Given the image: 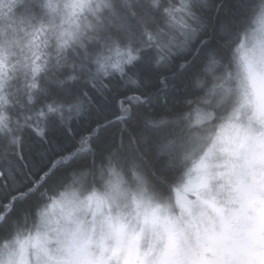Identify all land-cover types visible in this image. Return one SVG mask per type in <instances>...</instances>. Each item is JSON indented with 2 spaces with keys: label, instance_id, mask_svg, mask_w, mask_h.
I'll list each match as a JSON object with an SVG mask.
<instances>
[{
  "label": "snow or ice",
  "instance_id": "6c2138e0",
  "mask_svg": "<svg viewBox=\"0 0 264 264\" xmlns=\"http://www.w3.org/2000/svg\"><path fill=\"white\" fill-rule=\"evenodd\" d=\"M241 6L213 43L208 13L223 7L213 0H0V264H264V2ZM237 53L257 93L246 122V91L220 111ZM173 65L172 98L155 96L151 74ZM68 173L117 195L126 174L137 210L151 189L149 204L164 203L144 222L159 228V249H142L119 214L98 239L70 214L74 227L53 228L45 200ZM173 193L180 217L167 214ZM79 203L94 216L111 208L94 190ZM185 216L203 225L192 237Z\"/></svg>",
  "mask_w": 264,
  "mask_h": 264
},
{
  "label": "clouds",
  "instance_id": "9594fccd",
  "mask_svg": "<svg viewBox=\"0 0 264 264\" xmlns=\"http://www.w3.org/2000/svg\"><path fill=\"white\" fill-rule=\"evenodd\" d=\"M264 2V0H255V3H250V6L259 5ZM259 10L257 9V14ZM211 21L214 24L216 22L215 17H211ZM256 16L252 17L251 27L255 29L257 24L255 23ZM213 30L209 27L207 36L209 41L213 40ZM232 71L234 73V78L230 81V87L233 90L234 101L233 105L238 106L244 99V93L247 92V100L249 101L247 108L245 111L248 115H252V112L255 108V101L257 100V93L253 89L251 82L248 79V74L244 70L243 61L241 60V54L237 53L236 58L232 63ZM258 72H264V65H257ZM239 73V76H236L235 73ZM231 108L229 109V111ZM246 122V121H245ZM219 121L214 122L212 132L215 133L218 131ZM254 128L257 130L260 129V124L258 121H253ZM200 153L197 152L193 154L192 159L184 161L183 164L178 167L174 176L179 177L184 175L188 169L193 166L195 160L199 158ZM195 175V173H193ZM115 179V178H113ZM124 179L127 180V183L121 184L120 186V195H117L111 189L107 187L106 181H99L92 185L91 187L85 186L87 191L82 189L78 184H73V177L71 173L66 175V186L61 187L56 185L52 188V191L49 192L50 197H55L54 200L47 199L45 200V204L48 206L47 210L49 212V216L51 217L53 224L52 227L55 228L57 225L68 229L72 228L75 225L69 222V214L71 218L76 223H79L86 229L90 234L93 235V239H98L101 233V230L107 231V226L104 223V217L111 215L112 217H116L118 214L121 216L123 222L127 225L128 231L130 233L136 234L140 237L139 243L141 248L146 250L150 246L155 247L157 250L159 249V238L157 233L159 232V228L153 229L150 225L145 224L144 222V214L150 213L152 208H154L157 204H163V201L153 198L151 203L149 204V197L152 195L151 189L143 195V203L139 210L136 208L135 201L141 200V191L136 187V185L131 181V179L125 174ZM96 191L98 194L104 196L107 195L109 197V203L111 204V208L105 206L102 213H96L93 215L94 206L92 209L80 205V201L85 200L86 195L90 191ZM63 193V195H61ZM74 201L72 204H66L65 200ZM168 215L180 217V209L175 204V198L173 193V198L169 202L168 207ZM165 212L163 208L160 211V216L163 217ZM190 219L188 216H185L181 221L179 226L184 228L186 231V235L188 237H192L196 230L199 227H203V225H199L197 223H190ZM50 236H55V232H50ZM109 244L113 243L112 240L108 241ZM56 242L55 239L51 241L50 247H55Z\"/></svg>",
  "mask_w": 264,
  "mask_h": 264
},
{
  "label": "trees",
  "instance_id": "16d2710c",
  "mask_svg": "<svg viewBox=\"0 0 264 264\" xmlns=\"http://www.w3.org/2000/svg\"><path fill=\"white\" fill-rule=\"evenodd\" d=\"M213 2L217 5H223L222 8L219 9V12L215 9L210 11L208 13V16L210 17V27L213 30V27H215L218 23V21H223L225 19H231L233 16V13H239L242 12L244 9L241 6L242 3L247 4L250 6V3H255V0H213ZM211 17H215L216 22L213 24L211 21ZM213 40L212 42L214 43L217 39L216 33L213 31ZM222 71V69L218 70ZM179 70L176 68L175 65H173L169 70L163 71L162 73L159 72H154L150 76V82L148 84L149 89L152 91V93L157 96V97H163L164 95H168L169 98H172L173 94V89L172 85H178L180 83V73H178ZM163 74L167 76L169 80V88L168 89H163L161 88L159 84V76ZM198 75L206 81V84H210L211 81V76L203 71H199ZM159 89V91H157ZM202 91V90H201ZM234 101V96L231 97L229 101L228 106H222L220 109L221 112L224 111V107H227L230 109L231 105L233 104ZM213 103H215V99L213 100ZM164 160H167V157L164 158Z\"/></svg>",
  "mask_w": 264,
  "mask_h": 264
},
{
  "label": "rangeland",
  "instance_id": "374dc122",
  "mask_svg": "<svg viewBox=\"0 0 264 264\" xmlns=\"http://www.w3.org/2000/svg\"><path fill=\"white\" fill-rule=\"evenodd\" d=\"M247 115H248V113L245 114V113L242 112V114H241V119L246 121V116H247Z\"/></svg>",
  "mask_w": 264,
  "mask_h": 264
}]
</instances>
